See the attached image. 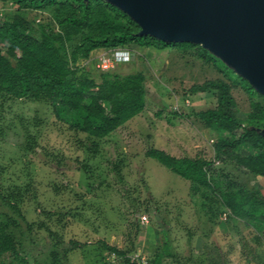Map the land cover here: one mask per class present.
<instances>
[{
	"label": "rangeland",
	"instance_id": "obj_1",
	"mask_svg": "<svg viewBox=\"0 0 264 264\" xmlns=\"http://www.w3.org/2000/svg\"><path fill=\"white\" fill-rule=\"evenodd\" d=\"M13 9L0 2V17ZM130 54L119 70L146 76L145 110L98 142L71 132L49 103L0 96V220L16 241L15 264H124L105 246L148 264L162 241L175 256L162 264H264L256 223L215 211L209 190L145 157L149 148L201 157L264 195V178L214 159V133L192 116L216 101L190 87L219 75L193 52ZM96 57L86 69L98 70ZM233 94L242 119L247 96ZM72 242L83 247L68 251Z\"/></svg>",
	"mask_w": 264,
	"mask_h": 264
},
{
	"label": "trees",
	"instance_id": "obj_2",
	"mask_svg": "<svg viewBox=\"0 0 264 264\" xmlns=\"http://www.w3.org/2000/svg\"><path fill=\"white\" fill-rule=\"evenodd\" d=\"M0 2L14 8L0 17L1 97L49 103L57 119L69 120L71 132L98 142L143 113L146 76L142 72L123 73L119 69L125 64L101 72L94 66L86 69L88 63L94 64L96 56L118 48L138 55L146 50L182 55L193 52L219 75L189 89L192 95L214 93V107L192 114L214 133V159L249 177L264 178V95L201 45L167 43L141 35L139 26L106 0ZM238 90L248 99V111L242 119L233 94ZM92 147L96 154L97 144ZM145 157L192 185L209 190L215 198V211L225 209L232 220L256 223L264 242V195L258 189L201 157H174L154 148H149ZM166 244L162 241L153 250L149 264L175 259ZM82 247L72 242L68 251ZM104 248L122 258L124 264H141L129 257L132 249ZM17 252L8 225L0 220V264H15Z\"/></svg>",
	"mask_w": 264,
	"mask_h": 264
},
{
	"label": "water",
	"instance_id": "obj_3",
	"mask_svg": "<svg viewBox=\"0 0 264 264\" xmlns=\"http://www.w3.org/2000/svg\"><path fill=\"white\" fill-rule=\"evenodd\" d=\"M106 1L141 35L199 44L264 95V0Z\"/></svg>",
	"mask_w": 264,
	"mask_h": 264
},
{
	"label": "built area",
	"instance_id": "obj_4",
	"mask_svg": "<svg viewBox=\"0 0 264 264\" xmlns=\"http://www.w3.org/2000/svg\"><path fill=\"white\" fill-rule=\"evenodd\" d=\"M96 58V68L101 72H108L120 64L128 63L130 61L131 54L126 49L118 48L101 53ZM141 220L142 222H147L146 217H142ZM141 264L147 263L142 262Z\"/></svg>",
	"mask_w": 264,
	"mask_h": 264
}]
</instances>
